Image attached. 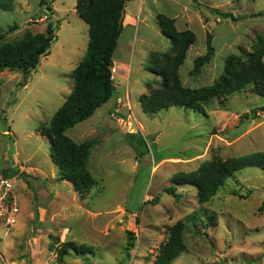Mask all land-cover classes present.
Listing matches in <instances>:
<instances>
[{
    "label": "rangeland",
    "instance_id": "rangeland-1",
    "mask_svg": "<svg viewBox=\"0 0 264 264\" xmlns=\"http://www.w3.org/2000/svg\"><path fill=\"white\" fill-rule=\"evenodd\" d=\"M40 1L15 0L14 10L0 9V31L19 26L0 39V45L26 30L45 31L47 16L57 25L50 53L41 58L25 87L18 85L21 72H0V173L18 170L14 193L21 210L15 225H0V264H153L170 228L194 212L203 220L197 225L187 220L186 250L172 264H264L263 169L237 173L203 206L195 185H177L178 201L166 192L174 185L173 175L195 170L216 154L227 158L263 151L264 96L253 93L250 85L205 102V114L171 106L148 115L139 100L141 94L159 87L160 78L148 69L151 52L172 46L159 26L158 13L174 17L179 30L196 33L180 73L184 85L198 87L219 78L227 55L249 52L264 36V0L127 1L135 27L124 25L113 58L119 63L114 82L130 90L131 109L120 104L126 112L124 122L118 123L115 116L101 113L110 103L103 104L88 119L89 126L76 125L82 128L76 133L83 141L98 142L88 163L98 182L85 198L71 181L59 179L50 143L38 127L49 123L71 92L73 70L86 52L89 25L76 12L77 0H53L52 10ZM140 2L143 11L138 12ZM216 9L233 13L236 20L220 16ZM209 33L215 55L199 75H192L194 58L206 52ZM113 97L117 98L116 92ZM134 115L142 123L137 126L150 150L139 158L127 139V133L135 131ZM110 133H115L117 142H107ZM156 197L159 200L150 201ZM205 209L216 213V224L209 223ZM128 231L134 232L133 248L128 245ZM67 240L92 249L72 252L59 263L57 248Z\"/></svg>",
    "mask_w": 264,
    "mask_h": 264
},
{
    "label": "trees",
    "instance_id": "trees-1",
    "mask_svg": "<svg viewBox=\"0 0 264 264\" xmlns=\"http://www.w3.org/2000/svg\"><path fill=\"white\" fill-rule=\"evenodd\" d=\"M14 1L0 0V9L14 10ZM51 1L53 0H41L40 3L41 6L45 5L47 9L52 10ZM127 1L129 0L76 1L77 14L89 25L86 52L73 70L74 86L71 92L49 123L38 127L39 133L50 143V156L59 170V179L71 181L81 198H85L98 182L88 167L91 151L98 142L96 139L77 142L67 134V130L90 118L99 107L115 95L116 85L112 79L113 57L127 17ZM215 11L222 17H232L236 20L231 12H222L219 9ZM261 14L262 12H259L255 15ZM47 18L50 21L45 31L34 33L26 30L21 37L0 45V72L5 70L21 72L22 80L18 84L19 87L28 84L33 70L39 65L41 58L50 53L51 44L57 38V25L51 20V16ZM57 21L60 23V20ZM157 21L172 46L169 50L153 51L150 54L148 69L160 80L158 88L151 93L140 95L142 110L146 114L154 115L171 106L184 107L205 114V102L215 97L240 92L250 85L253 93L264 96L263 35L257 38L249 52L243 53L240 50L227 55L223 72L212 84L190 87L183 84L180 68L187 58L190 46L196 42L197 35L191 29L179 30L176 19L167 14L158 13ZM18 28L17 24L9 25L5 31H0V39L4 40L10 32ZM215 51L213 36L209 33L207 50L194 58L190 73L199 75L203 67L213 59ZM1 91L0 80V95ZM127 139L134 148L137 158L150 151L141 131L127 133ZM248 168L264 170V150L227 158L216 154L211 159L203 161L195 170L180 171L173 175L174 185L167 187L166 192L178 201L181 194L177 192V185H195L198 203L203 206L213 199L229 179H234L237 173ZM17 172L18 170L14 169L4 170L9 176H14ZM155 199L159 200V197L150 201ZM204 211L209 223L216 224V213L209 214L206 209ZM199 214L197 212L189 214L187 218L179 219L170 228L169 237L161 245L153 264H172L186 250L184 236L187 220L190 219L197 225L199 219L203 220V216L199 217ZM127 233L128 245L133 248L134 232ZM91 249L92 247L85 243L67 240L59 244L57 259L59 263H63L65 256L70 253H87Z\"/></svg>",
    "mask_w": 264,
    "mask_h": 264
},
{
    "label": "built area",
    "instance_id": "built-area-1",
    "mask_svg": "<svg viewBox=\"0 0 264 264\" xmlns=\"http://www.w3.org/2000/svg\"><path fill=\"white\" fill-rule=\"evenodd\" d=\"M116 72L117 67L114 65L112 67L113 80L115 78ZM129 98V93H126L125 96H117V104L119 110H122V107L125 104L129 105ZM122 102L124 103V105H120L122 104ZM15 182L16 178L14 176L0 173V225H3L5 228H9L15 225L20 217V204L14 193Z\"/></svg>",
    "mask_w": 264,
    "mask_h": 264
},
{
    "label": "crops",
    "instance_id": "crops-1",
    "mask_svg": "<svg viewBox=\"0 0 264 264\" xmlns=\"http://www.w3.org/2000/svg\"><path fill=\"white\" fill-rule=\"evenodd\" d=\"M142 3L140 2V7H139V9H138V12H141V11H143V10H141V8H143V5H141ZM127 17H130V18H127ZM127 17L125 18V23H124V25L126 24V25H128V26H130V27H135V17L134 16H132L131 14H129V13H127ZM161 28V27H160ZM162 30V29H161ZM163 32V31H162ZM165 35V34H164ZM123 63V62H122ZM114 65L119 69V63L114 59ZM125 67H127V64L126 63H124L123 64ZM119 71V70H118ZM122 74V76H124L125 78H127L126 77V75H125V73H121ZM116 85V94H117V96H119V95H121V96H125V94L126 93H129V97H130V90H123L122 88L120 89L119 88V83L118 84H115ZM123 93H125L124 95H123ZM108 103H110L104 110H103V112L101 111V113H109V115H110V117L111 116H115L116 118H117V122L119 123V121L120 120H122L123 122H124V118H123V114L126 112V110H125V108H124V106L122 107V110H119V107L117 106V98H111L108 102H106L105 103V105L106 104H108ZM131 109V102H130V98H129V110ZM117 115H119V116H117ZM93 116V115H92ZM91 116V117H92ZM90 117V118H91ZM134 117H135V122H136V124L137 125H139V127H140V125L142 126V123L140 122V120L134 115ZM89 119V118H88ZM87 119V120H88ZM87 120H85V121H83V122H81V123H79L78 125H80L81 124V126H82V128H83V126H89L91 123H92V121H87ZM82 123H85V124H82ZM76 127V125L74 126V127H72V128H69V129H72L70 132V134L68 133V130H67V134L71 137V138H73L75 141H77V142H82L83 140L81 139V136H80V134H78V133H76L79 129H82L80 126L78 127V128H75ZM117 132H119V129L118 130H116ZM121 131V133H123L124 135H126V133H127V131L126 130H120ZM139 131H142V130H139ZM76 133V134H75ZM115 133H110V135H109V137H107V142L109 141L110 143H113V141L115 140V142H117L118 141V139L116 138V139H114V137H113V135H114ZM86 135H87V133H86ZM144 135V134H143ZM113 137V138H112ZM144 137H145V135H144ZM146 138V137H145ZM86 140V139H85ZM84 140V141H85ZM147 140V139H146ZM96 146V145H95ZM117 148V147H116ZM99 149H100V147H99ZM117 150V149H116ZM118 151H119V147H118ZM92 152V151H91ZM134 153H135V151H134ZM51 157V156H50ZM52 159V158H51ZM88 167H89V165H88ZM90 169V168H89ZM91 170V169H90ZM92 172V171H91Z\"/></svg>",
    "mask_w": 264,
    "mask_h": 264
},
{
    "label": "water",
    "instance_id": "water-1",
    "mask_svg": "<svg viewBox=\"0 0 264 264\" xmlns=\"http://www.w3.org/2000/svg\"><path fill=\"white\" fill-rule=\"evenodd\" d=\"M131 121H132V126L135 128V131H139V128H138L135 120L133 118H131Z\"/></svg>",
    "mask_w": 264,
    "mask_h": 264
}]
</instances>
